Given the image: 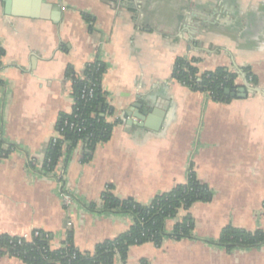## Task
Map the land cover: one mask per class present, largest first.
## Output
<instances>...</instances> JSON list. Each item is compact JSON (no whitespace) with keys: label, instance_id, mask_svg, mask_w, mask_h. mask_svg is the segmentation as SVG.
Returning a JSON list of instances; mask_svg holds the SVG:
<instances>
[{"label":"crops","instance_id":"obj_1","mask_svg":"<svg viewBox=\"0 0 264 264\" xmlns=\"http://www.w3.org/2000/svg\"><path fill=\"white\" fill-rule=\"evenodd\" d=\"M0 46V135L14 147L0 159V236L41 231L57 249L71 233L76 249L92 252L133 224L101 211L108 186L119 200L148 204L185 184L191 167L211 200L166 220L165 231L189 215L192 239L132 246L126 264H264V246L227 253L208 244L227 226L264 232V0H0ZM176 59L196 60L199 73L246 68L259 92L213 102L173 79ZM92 61L106 68L112 130L91 152L84 141L61 150L74 200L66 213L56 181L29 163L44 160L72 110L67 71L80 77ZM135 105L161 114L155 130L128 125Z\"/></svg>","mask_w":264,"mask_h":264},{"label":"trees","instance_id":"obj_2","mask_svg":"<svg viewBox=\"0 0 264 264\" xmlns=\"http://www.w3.org/2000/svg\"><path fill=\"white\" fill-rule=\"evenodd\" d=\"M84 19L87 21L86 16ZM196 63V60L176 59L172 71L173 79L193 92L208 94L213 102H231L233 99L226 96L224 91L237 88L235 80L238 75L226 68L199 73ZM105 69L102 63L86 65L82 73L83 80L72 70L67 71L66 77L72 84L74 103L71 112L61 115L57 123L62 140L54 145L49 143L46 149L44 160L50 161L48 170H52L58 163L64 141L70 143L68 151L79 141H84L91 152L96 144L108 140L112 125L106 121V117L111 116L112 111L106 106L105 95L101 90ZM242 72L255 85V79L249 70L244 68ZM88 90H92L91 98L83 95ZM70 125L74 127L70 129ZM13 150L14 147L6 145L0 135V159L7 158ZM89 159L90 155L86 160ZM211 196L210 189L197 180L191 167L188 169L185 184L176 186L170 192L156 195L148 204H140L133 199L119 200L112 195L111 187L108 186L102 194L101 211L131 216L133 224L126 233L97 244L92 252H80L76 249L71 233L67 234L61 247L57 249L51 248V235L41 231H34L38 236H32L30 242L19 237L1 235L0 257L14 258L23 264H114L116 260L126 264L128 250L132 246L150 243L160 248L167 239L176 242L192 239L193 220L189 215L177 222L170 234L165 231V222L175 219L180 211L188 212L194 203L209 202ZM91 208L93 210L94 207ZM208 244L222 248L227 253L235 249L258 248L264 246V232H247L227 226L222 229L216 242ZM141 264L146 263L142 261Z\"/></svg>","mask_w":264,"mask_h":264},{"label":"built area","instance_id":"obj_3","mask_svg":"<svg viewBox=\"0 0 264 264\" xmlns=\"http://www.w3.org/2000/svg\"><path fill=\"white\" fill-rule=\"evenodd\" d=\"M2 57H3V50L2 47L0 46V73L2 71ZM101 63L100 61H92L90 63L87 64L91 65L93 63ZM80 79H84L83 75L80 76ZM250 83V80H249ZM86 97L91 98L92 97V90H88L86 93L83 94ZM208 96V94H206ZM70 129H72L74 126L70 125L69 126ZM79 132L81 131V129L78 130ZM58 140H62V136L61 134L58 132V136L53 137L49 143L54 145L57 143ZM48 143V144H49ZM70 143L67 141H64L63 144L61 145V150H63V148L65 147H69ZM32 167H35L36 169L40 170L42 173H44V175H46L47 177L53 179L56 181L57 186H58V196L60 198L61 201V205L64 209V211L66 213H69V210L74 202L73 197H72V193L70 192L68 186L66 185V173H65V169L63 166L60 167V169H58V163L56 164V166L52 169V170H48L47 168L49 167L50 161L49 160H43L40 164L34 162V161H30L29 163ZM67 216H69V214H66ZM68 228H71L72 223L71 221H67L66 223ZM33 237H37L38 233H31V235L29 236H24V237H19L27 242L31 241V238ZM52 248V247H51Z\"/></svg>","mask_w":264,"mask_h":264},{"label":"water","instance_id":"obj_4","mask_svg":"<svg viewBox=\"0 0 264 264\" xmlns=\"http://www.w3.org/2000/svg\"><path fill=\"white\" fill-rule=\"evenodd\" d=\"M50 9L49 6H46V10ZM45 20H51L53 19L48 18L46 15L44 17H41ZM236 74L241 78L243 85L234 89V90H225L224 94L226 96H229L232 99H245L248 94L252 93H258V89L254 88L249 81L247 80L245 74L242 72L241 69L236 67ZM161 114L154 109H151L147 107L143 112H140V107L138 105L133 106V108L127 113V116L129 118L128 125L132 126H138L140 128H148L151 130H155V122L157 118ZM134 120V121H133Z\"/></svg>","mask_w":264,"mask_h":264}]
</instances>
